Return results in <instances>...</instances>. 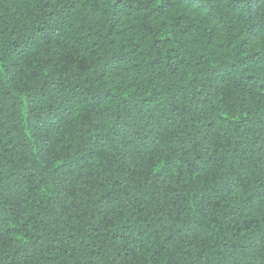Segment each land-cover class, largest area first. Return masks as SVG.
Segmentation results:
<instances>
[{"label":"trees","instance_id":"16d2710c","mask_svg":"<svg viewBox=\"0 0 264 264\" xmlns=\"http://www.w3.org/2000/svg\"><path fill=\"white\" fill-rule=\"evenodd\" d=\"M0 264H264V0H0Z\"/></svg>","mask_w":264,"mask_h":264}]
</instances>
